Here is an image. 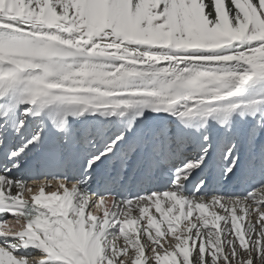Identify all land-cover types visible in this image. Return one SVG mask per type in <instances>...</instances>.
I'll list each match as a JSON object with an SVG mask.
<instances>
[{
    "label": "snow or ice",
    "instance_id": "1",
    "mask_svg": "<svg viewBox=\"0 0 264 264\" xmlns=\"http://www.w3.org/2000/svg\"><path fill=\"white\" fill-rule=\"evenodd\" d=\"M257 80L264 0H0V96L20 91L18 103L36 115L52 104L65 115L141 107L178 115L185 127L213 113L227 124L261 103L232 100ZM182 151L179 139L158 131L149 170ZM203 151L178 167L168 190L133 200L97 202L75 183L46 191L52 181L33 188L0 174V264H264V186L245 197L185 196L184 181L212 155ZM106 199L111 209L94 213ZM9 218L19 227H8ZM29 247L43 255H17Z\"/></svg>",
    "mask_w": 264,
    "mask_h": 264
},
{
    "label": "bare ground",
    "instance_id": "2",
    "mask_svg": "<svg viewBox=\"0 0 264 264\" xmlns=\"http://www.w3.org/2000/svg\"><path fill=\"white\" fill-rule=\"evenodd\" d=\"M240 43V46H241V50H244V49H246V48H248L249 47V43L250 42H239ZM253 83V82H252ZM250 86V84L249 85H247V86H245L244 87V89L246 88V89H248V87ZM6 96V94L5 95H3V96H0V106H1V102H2V98L3 97H5ZM236 99H239V97H233L232 98V100H234V101H236ZM255 101H258V98H255L254 99ZM30 108H32V107H35V106H29ZM58 107H62V105H56V104H52V105H48V106H46L45 108H43V110H46V111H48V110H54V109H57ZM103 110H96V111H93V110H90V111H88V112H83L82 114H80V115H74V117H77L78 119H81L82 117L83 118H85L86 120L84 121V123L85 124H87L88 122H93L92 120L93 119H95V117H93V116H95L94 114H93V112H102ZM242 111V110H241ZM240 110H239V112H241ZM162 112V114H163V116H158V117H156L154 120H153V125L154 126H159V127H161L164 123H167V127L168 128H171V127H173V126H171V124H169V122L170 121H173L174 120V117L175 116H177V115H174L173 113H171V112H165V111H161ZM238 112V113H239ZM238 113H237V115H238ZM117 114L119 115V110H117ZM232 114H234V113H232ZM240 115V114H239ZM239 115L237 116V119H239ZM209 119H210V116H208L207 118L206 117H204V120H203V122H205V121H209ZM109 124L106 126L107 127V130H113V131H115V129H114V127L116 126V123H118V126H117V132H118V134L120 135V136H124L125 137V146H127V147H129V138H131V136H132V133H133V130H134V124H132V122L130 121V120H127V119H124V115L122 116V115H119L117 118H115V119H113V120H110L109 122H108ZM208 124V123H207ZM206 124V125H207ZM246 124V123H245ZM245 124L243 125V126H245ZM38 126H39V124H35V125H32V127L33 128H35V129H37L38 128ZM243 126L242 125H240V121H239V124L238 125H236V126H234L233 127V129H234V133H236L237 135H238V132H239V130L241 131L242 129H243ZM21 130H22V133H24L25 131H26V129H24V128H20ZM158 129V128H157ZM199 133V131L197 130L196 131V135ZM191 134H193V132L191 131ZM253 136V134L251 135V137ZM228 137V135L227 134H224V137H223V139L224 138H227ZM236 144V143H235ZM234 144H232V145H230L228 148H225V150L223 151V153H224V155H225V153L228 151V150H230L231 149V147L233 146ZM239 146H242V143H240L239 144ZM243 147V146H242ZM233 149H235V146H234V148ZM232 149V150H233ZM98 152V151H97ZM195 159H197V158H195ZM194 159H189L188 161H186L183 165H182V167L185 165V164H187L188 162H190V161H193ZM96 161H98V160H96ZM181 166V164L179 165V168H182V167H180ZM177 172V171H176ZM176 172H175V174H176ZM198 172H199V169L198 168H196L195 170H193V171H191V173L188 175V177H190V179L195 175V174H198ZM0 174H5V175H7L8 177H10L11 179H14V180H19V181H22L23 179L21 178V176H19L16 172H13V173H9V174H6L5 172H0ZM174 174V175H175ZM188 177H187V179H188ZM175 179H176V175H175ZM189 179V180H190ZM186 181V180H185ZM37 182L38 183H46V180L44 179H42L41 178V176H38L37 178H35V180H34V182H32L31 184H29V187H33V188H36V187H38V185H37ZM226 182H229V181H226ZM173 183L174 182H167V184L165 185L166 186V188H164L165 190L168 188H170L172 185H173ZM53 184V185H52ZM56 184L57 183H54V182H51V188L49 189V188H46L45 190L46 191H49V190H55L56 189ZM185 185L186 184H184L183 183V190H184V187H185ZM264 186V185H263ZM82 188L84 189V191L86 190V188L84 187V186H82ZM231 188H233V185H232V187ZM237 192H230V193H224V194H222V195H220L219 197H224V198H237V197H245V196H247L246 195V191H244V189H242V188H240V187H238L237 189H235ZM82 192V191H81ZM184 192V194H185V196H186V193H185V191H183ZM157 193V192H156ZM162 193V192H161ZM81 195H83L82 193H80ZM154 194V193H153ZM191 193H189V195L188 196H191L190 195ZM210 194H205V197H207L206 199H211V196H209ZM144 196H148V194L147 195H144ZM105 205V204H104ZM102 208V207H101ZM109 209V208H108ZM110 210V209H109ZM153 212H154V210H153ZM137 213H134V215H136ZM113 231H115V230H113ZM26 251H29V248H27V249H25ZM24 253H26V252H22V251H20L19 252V255H24V256H29V257H32V258H34V257H37V259H39L42 255H43V253L40 251V250H38V249H32L31 250V255H29V254H24ZM36 259V258H35Z\"/></svg>",
    "mask_w": 264,
    "mask_h": 264
},
{
    "label": "rangeland",
    "instance_id": "3",
    "mask_svg": "<svg viewBox=\"0 0 264 264\" xmlns=\"http://www.w3.org/2000/svg\"><path fill=\"white\" fill-rule=\"evenodd\" d=\"M246 96L247 99L249 100H254L255 98H258V101L261 102L259 106L258 105L254 106L252 117L250 118L248 124L245 126L248 135H252L253 133H255L257 128H259L261 125L264 126V80H257L251 83V88L248 91V93H246ZM237 116H238L237 113L232 114L229 119V122L227 123V125H229V127L232 128L230 131H232L233 133H234L233 127L238 125L240 121V119H237ZM166 190H168V188ZM135 227L136 226H133V229ZM133 229H129V231H132ZM122 242L123 241L121 239V243Z\"/></svg>",
    "mask_w": 264,
    "mask_h": 264
}]
</instances>
